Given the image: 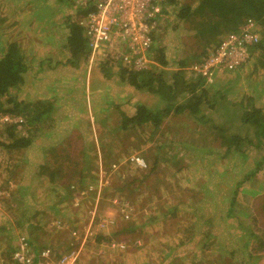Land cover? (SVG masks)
I'll list each match as a JSON object with an SVG mask.
<instances>
[{
	"label": "rangeland",
	"instance_id": "rangeland-1",
	"mask_svg": "<svg viewBox=\"0 0 264 264\" xmlns=\"http://www.w3.org/2000/svg\"><path fill=\"white\" fill-rule=\"evenodd\" d=\"M13 2L32 11L29 27L23 26L21 36H37L36 42L42 45H33V49L41 53L65 45L64 22L81 7L78 0ZM164 19L163 15L156 27L167 28ZM174 25L172 21L170 27ZM188 28L162 29L156 36L154 47L162 44L166 48L168 71L177 70L180 59L193 62L198 56L193 68L203 53L207 51L208 56L217 46H204ZM147 55L153 61V51ZM116 59L115 54L108 60L101 55L92 63L85 59L78 66L59 68L52 78L53 73L40 74L42 83L29 93L26 89L20 92L26 103L34 104L44 96L59 98L63 110L53 123L40 122L31 133L28 127L16 128L20 136L33 137L39 149L32 143L9 155L0 151V264H5L3 252L11 245L18 247L12 237L22 231L38 235V245L56 248L50 264L72 250L78 252L77 264L245 262L250 234L255 236L252 249L259 238L264 240V145L244 147V159L234 150L227 153L222 137L254 140V129L241 122L244 109L234 103L246 95L264 105V91L249 88V68L242 71L239 81L228 84L229 75L211 76L205 88L207 102L216 99L214 108L205 105L198 118L188 112L171 113L157 131L151 127L133 136L131 131L118 129L122 114L133 116L140 104L154 110L164 105L158 96L123 83L118 67L122 63ZM61 73L75 78L77 86L62 85ZM221 95L229 100H222ZM66 97L78 101L76 109L71 110L74 105ZM7 126L0 125V130ZM67 146L75 156L68 157V164L64 158ZM133 157L141 158L145 166L137 165ZM247 177L237 189V201L228 217V200ZM202 215L206 216L204 223ZM28 218L43 226L54 223L56 229L48 233L21 226ZM208 233L211 238L205 241ZM252 263L264 264V251L255 253Z\"/></svg>",
	"mask_w": 264,
	"mask_h": 264
},
{
	"label": "trees",
	"instance_id": "trees-1",
	"mask_svg": "<svg viewBox=\"0 0 264 264\" xmlns=\"http://www.w3.org/2000/svg\"><path fill=\"white\" fill-rule=\"evenodd\" d=\"M60 1L64 2V0ZM69 1L73 2L75 0ZM166 3L170 10L165 12L164 15L167 28L164 26L162 28V25H159L160 27L157 26L154 29L152 37L155 42L158 39L156 37L158 32L162 29L172 28L173 31H177L183 26L189 25L188 30L193 32V38H200L204 46H216L223 36L238 32L248 20H252L257 26L260 41L249 48L250 58L235 70L215 73V76L221 77L224 74V77L229 75L225 80L228 84L229 81L234 79L239 81L242 71L249 68L250 76L246 77L249 88L264 91V0H166ZM0 6V116L23 117L22 130L28 127V131L31 133L33 127L40 122L53 123L54 118L58 116L62 108L61 110L58 108L60 107L59 98L46 96L45 99L34 104L26 103V101L20 99V92L25 89L26 78L35 68L34 65L39 66V68L46 65L51 71H54L67 66H78L85 59H88V38L82 20L93 12V5L78 7L73 17L66 18L64 22L65 33H62L65 45L62 48L52 47L49 52L42 53L33 49V45L41 44L36 42L37 36H34V38L21 36L23 26L29 27L31 22L29 15L32 11H27L25 5L15 4L13 0H0ZM171 15H174L173 20H171ZM172 21L175 25L170 27ZM49 41L51 42V36ZM151 51H153V65H150L148 69L128 71L122 64H118L121 74L120 80L123 83L128 84L138 92H147L158 96L161 104L164 105L162 109L157 108L154 110L140 104L133 116L122 114L121 126L118 129L124 133L131 131L133 136H140L147 128L151 127L153 132L157 131L165 118L171 113L178 115L188 112L192 117L198 118L203 113L202 107L206 105V107L212 109L216 106L215 98L207 102L208 91L205 88L207 78L197 74L190 68L196 62L198 56L193 57V62L189 61L190 58L180 59L175 64L177 70L168 71L166 68L169 62L165 46L159 44L158 47L157 45L154 47L153 43ZM206 52L201 55L202 59L207 56L208 52ZM43 71L44 69H40L38 73ZM187 76L188 79H186ZM221 99L229 100V97L221 95ZM234 104L244 109L241 122L243 125L254 129V140L248 141L246 138L237 135L222 138L227 145V153L234 150L236 154L245 159L247 155L243 151L244 147L251 145L254 148H260L264 145V105L257 104L253 97L246 95L242 101ZM70 108L76 109L75 106ZM51 125L54 126V124ZM16 128L15 125L11 124L4 130H0V151L4 150L8 155L13 151H22L29 148L34 141L31 136H20ZM65 148L64 158H66L65 162L68 164L70 160L68 157L75 156L71 151V146ZM87 158L83 162H86ZM262 160L264 161V158ZM261 164L260 162L258 166H261ZM254 173L252 172L251 175ZM248 179L249 177L237 185L236 190L233 192L234 196L228 200V217L231 216L234 204L237 201V189H240ZM51 208L52 211L55 209ZM205 219L206 216L202 215L201 221L203 223ZM53 224L48 222L43 226L40 223H33L32 218H28L21 226L45 229L48 233H52L56 229ZM18 225L20 227V224ZM5 230L6 227H2V231ZM206 236L205 241L211 238L210 233ZM253 237L255 236L250 234L248 241L245 243V247L250 252L249 257L245 262L241 261L238 264H253L252 259L255 253L261 254L264 251L262 237L257 240L256 248H250L251 240H253L251 238ZM12 238L17 241L18 247L21 244V238H23V243L28 245L29 250L36 253V255L44 250L49 251L52 255L56 253V248L52 249L38 245V240H40L38 235L36 237L22 231L13 235ZM10 247L6 254L4 252L1 254L5 258V261H3L5 264L13 261L12 255L18 249V247L14 248L12 245ZM39 261L36 258L35 264ZM14 264L17 263L14 262Z\"/></svg>",
	"mask_w": 264,
	"mask_h": 264
},
{
	"label": "built area",
	"instance_id": "built-area-1",
	"mask_svg": "<svg viewBox=\"0 0 264 264\" xmlns=\"http://www.w3.org/2000/svg\"><path fill=\"white\" fill-rule=\"evenodd\" d=\"M78 2L80 6L93 5V12L82 20L88 38V63L101 55L108 60L110 54H115L116 62H121L129 70L148 69L153 64L147 53L151 52L154 43L152 33L157 21L169 10L166 0ZM259 41L257 26L252 20H248L238 32L223 36L216 48L191 69L206 78L214 76L215 73L233 71L247 62L250 58L249 48ZM23 123V117L0 116V125L12 124L22 129ZM132 161L139 166H145L139 157H133ZM27 248L28 245L21 238L20 246L12 255L13 264H35L36 258L40 260L37 264L51 263L53 255L49 251L44 250L36 255ZM77 259L78 252L72 250L61 255L56 264H77Z\"/></svg>",
	"mask_w": 264,
	"mask_h": 264
},
{
	"label": "crops",
	"instance_id": "crops-1",
	"mask_svg": "<svg viewBox=\"0 0 264 264\" xmlns=\"http://www.w3.org/2000/svg\"><path fill=\"white\" fill-rule=\"evenodd\" d=\"M51 48V47H50ZM48 48L44 51V52H48ZM35 51H37V50H35ZM34 69L29 73V75H28V78H26V85H25V89H26V91L29 93L30 91H31V88L33 87H37L40 83H42V77L40 76V74H44V75H46V74H49V73H53L52 75H51V78L54 76V74H55V71H56V73H59L60 72V69L58 68V70H54V71H51L46 65H43V66H41L40 68H39V66H37V65H34ZM40 69H44V71L42 72V73H38V71H40ZM38 73V74H37ZM60 76H62L63 78H61V83H62V85H64L65 83H66V85L65 86H68V85H71L70 87L72 88L73 86H77V82H76V79L74 80L73 78H68V77H66V76H64L62 73L60 74ZM47 78V77H46ZM53 84L54 83H51V86H53ZM25 89H24V91H25ZM45 97L46 96H44V98L43 99H45ZM50 98V97H49ZM67 99H69L70 97H66ZM66 100V99H65ZM66 102L67 103H73V105L74 106H76L77 105V102H75V99L74 98H71V99H69V100H66ZM75 108H73V109H71V110H74ZM59 110H61V107H60V109ZM62 110H63V108H62ZM61 113V112H60ZM33 145H34V147L36 148V149H39L38 148V142H34L33 143ZM72 164H73V162H71ZM75 164H77V163H75ZM78 165V164H77Z\"/></svg>",
	"mask_w": 264,
	"mask_h": 264
},
{
	"label": "clouds",
	"instance_id": "clouds-1",
	"mask_svg": "<svg viewBox=\"0 0 264 264\" xmlns=\"http://www.w3.org/2000/svg\"><path fill=\"white\" fill-rule=\"evenodd\" d=\"M168 12V11H167ZM87 63H88V61H87Z\"/></svg>",
	"mask_w": 264,
	"mask_h": 264
}]
</instances>
